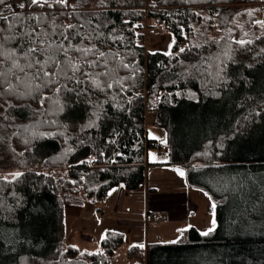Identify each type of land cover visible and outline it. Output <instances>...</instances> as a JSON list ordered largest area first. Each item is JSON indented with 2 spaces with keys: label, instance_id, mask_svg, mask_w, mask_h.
<instances>
[{
  "label": "trees",
  "instance_id": "trees-1",
  "mask_svg": "<svg viewBox=\"0 0 264 264\" xmlns=\"http://www.w3.org/2000/svg\"><path fill=\"white\" fill-rule=\"evenodd\" d=\"M146 20L173 35L170 53H146ZM258 21L264 22V0H67L51 7L5 0L0 38L15 35L4 44L20 65L29 62L24 50L35 46L20 35L26 32L43 40L40 46L63 43L68 55L57 53L39 76L38 65L19 71L0 57L6 73L0 172L21 173L0 177V264L111 263L123 234L106 232L101 251L82 254L65 243L63 211L73 202L102 200L119 185L133 190L144 183L147 151L157 144L147 137L146 112L167 134L169 164L210 195L217 227L207 236L190 228L176 243L145 250L131 246L128 259L264 264V23ZM213 31L217 39L209 37ZM77 48L92 51L82 56ZM69 59L81 66L75 75L62 71L60 62Z\"/></svg>",
  "mask_w": 264,
  "mask_h": 264
},
{
  "label": "rangeland",
  "instance_id": "rangeland-1",
  "mask_svg": "<svg viewBox=\"0 0 264 264\" xmlns=\"http://www.w3.org/2000/svg\"><path fill=\"white\" fill-rule=\"evenodd\" d=\"M144 29L146 53L160 52L168 54L171 52L174 37L169 31L164 29L163 26H157L148 20L144 23ZM209 37H212V39L218 38L214 31L209 33ZM183 47L184 44L182 43L180 49ZM154 117L153 112H146L145 128L147 137L149 140L156 141L157 146L166 144L167 134L163 129L154 125ZM146 158L145 181L136 189L128 190L120 185L118 188L115 187L109 190L102 200H84L65 205L63 221L65 225V243L67 245L74 246L82 254L95 253L100 250V244L106 230L114 231L123 234L125 241L115 251L110 264H134L133 261L127 258L126 250L130 245H139L137 243L145 240L146 234L150 239L157 234L156 241L160 239V243L172 244V241H177L190 228H194L200 233L208 231L210 228L216 229L215 213L209 210V206L212 205L210 195L191 184L188 181L187 174L185 177L177 174L176 169L179 166L169 164V153L160 157L157 148L152 147L148 149ZM197 165L201 164L198 163ZM241 172L238 171L240 174ZM14 173L19 172L8 168L7 171L0 172V177L11 179L15 177ZM184 182L189 186L187 189L190 191H187V194L192 197L193 204L191 203L190 206L189 200L188 202L184 199L181 201L182 205L175 210L178 213L172 214L176 222L173 226L159 223L148 226L145 221L146 216L152 215L154 217L155 215L153 207L156 206V203L153 201V193L158 195L173 192L175 186L186 187ZM153 189H156V191ZM146 193L149 195L148 201L146 200ZM261 199L264 200V198ZM262 204L260 209L264 224V201ZM193 205H199V209L195 210L192 215L187 214L190 209H194ZM261 218L259 219L261 220ZM213 220H215V225L212 223ZM249 224L250 222L246 226ZM183 229L187 230L178 231ZM158 235L159 238H157ZM142 245L145 246V244Z\"/></svg>",
  "mask_w": 264,
  "mask_h": 264
},
{
  "label": "snow or ice",
  "instance_id": "snow-or-ice-1",
  "mask_svg": "<svg viewBox=\"0 0 264 264\" xmlns=\"http://www.w3.org/2000/svg\"><path fill=\"white\" fill-rule=\"evenodd\" d=\"M101 2L103 3V0H101ZM5 3V0H0V5H3ZM67 3V0H51V3L49 2V0H31V4L32 5H41V4H47L49 7H51L53 4H61V5H65ZM27 5L25 3H21L19 5L20 8H24ZM257 23H264V22H257ZM69 28H72V25L68 26ZM21 36H28L30 42L35 45L33 47H29L26 50H24V55L23 58L28 60L29 62L25 65H20L17 60L20 59L19 57H16V50L12 49V50H6L5 49V41L8 40H12L15 38V35L13 36H3L2 38H0V57H3L5 60H11L12 61V68L17 69L19 71H24L25 68H32L34 67V65H38L39 67L37 68V72L34 73L35 76H39V74L43 71L45 65L48 63V61H51L54 59V57L56 56L57 53L62 52L65 56L68 55V48L64 46L63 43L60 44H47L46 46H40L44 44L43 40L40 39H36L33 40L32 34L31 33H22L20 34ZM45 36L47 34H44ZM65 39H68V37L65 36ZM239 43H244V41H240ZM76 51H79L82 53V56H86L89 52L92 51V49H87V48H77ZM183 51V50H182ZM41 54V55H46L48 57V60L41 62L39 59H33L35 54ZM100 56H103L104 53H100ZM61 64L64 65V69H62V71H64L65 69H70L73 73V75H75L77 72L81 71V66L78 63H74L71 59L66 60V61H61ZM95 63H90L89 67H95ZM12 69H9V71H11ZM66 74V72H65ZM44 76L49 75V73L47 72H43ZM84 75H91L90 73H84ZM97 75H103V73H97ZM6 73L3 71H0V77H5ZM178 172L179 175H183V172H181L179 169L176 170ZM14 176H19L21 175V173H14ZM213 208H215V205L212 206ZM213 225H215V220L212 221ZM187 229H183V230H178V231H186ZM214 231V228H210L208 229V231H205L203 233H201V235L207 236L210 232ZM177 241H172V243H176Z\"/></svg>",
  "mask_w": 264,
  "mask_h": 264
},
{
  "label": "crops",
  "instance_id": "crops-1",
  "mask_svg": "<svg viewBox=\"0 0 264 264\" xmlns=\"http://www.w3.org/2000/svg\"><path fill=\"white\" fill-rule=\"evenodd\" d=\"M184 183H185V186L186 187H184V186H180V187L175 186V187H173V192H170V193H164V194H158V195L156 193L155 194L153 193V201L156 203V206L153 207V209H154L153 212L155 214L154 215L155 220L153 222H151V223L150 222H147L145 220L146 221V224L148 226H151V225H153L155 223L165 224L167 226H169V225L170 226H173V225L176 224V222L173 219V215L172 214L178 213V212H175V210H177L179 208V206L182 205L181 201L184 199V201L188 202V200H189V205L190 206H191V203H192V197L189 194H187V191H190V190L187 189V187H189V186L186 185V182H184ZM118 187H120V185L117 186L116 188H118ZM153 190L156 191V189H153ZM148 198H149V195L146 193V200L147 201H148ZM211 202H212V205L211 206H213L214 203H213V201H211ZM211 206H209V210L210 211L212 210L213 213H214V208L213 207L211 208ZM198 209H199V205H195L194 206V209L193 210L190 209L189 210V213H187V214L192 215V213L195 212V210H198ZM186 212H187V210H186ZM115 220H117V219H115ZM106 232L116 233V232L110 231V230H106ZM156 236H157V234L154 235V236H152L151 239H150L149 236H148V234H146L145 240H141L139 243H137L139 245H130L129 247H131V246H137V247L143 248L145 250V248H146L147 245L153 244V243H157V242H161L160 239L158 241H156ZM157 238H159V235H158ZM123 240L125 241V239H123ZM124 241H123V244H124ZM142 244H145V246H143ZM128 248H127V250H128ZM127 250H126V255H127ZM99 251H101V244H100V250ZM95 253H97V252H95Z\"/></svg>",
  "mask_w": 264,
  "mask_h": 264
},
{
  "label": "built area",
  "instance_id": "built-area-1",
  "mask_svg": "<svg viewBox=\"0 0 264 264\" xmlns=\"http://www.w3.org/2000/svg\"><path fill=\"white\" fill-rule=\"evenodd\" d=\"M156 148H157V152H158V155L160 156V157H163V156H165L166 155V153H167V146H166V144H161V145H158L157 146V144H156V146H155ZM155 220V218L152 216V215H147L146 216V221L147 222H153Z\"/></svg>",
  "mask_w": 264,
  "mask_h": 264
},
{
  "label": "water",
  "instance_id": "water-1",
  "mask_svg": "<svg viewBox=\"0 0 264 264\" xmlns=\"http://www.w3.org/2000/svg\"><path fill=\"white\" fill-rule=\"evenodd\" d=\"M177 169H179L181 172H183V175L181 176V175H179L178 172L176 171L177 174H178L179 176L184 177V176L186 175V171H185L184 169H182V168H177ZM177 169H176V170H177Z\"/></svg>",
  "mask_w": 264,
  "mask_h": 264
}]
</instances>
